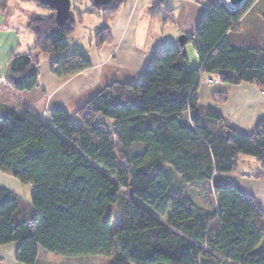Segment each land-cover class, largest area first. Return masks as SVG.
<instances>
[{
    "label": "trees",
    "instance_id": "1",
    "mask_svg": "<svg viewBox=\"0 0 264 264\" xmlns=\"http://www.w3.org/2000/svg\"><path fill=\"white\" fill-rule=\"evenodd\" d=\"M253 1L237 9L216 0L202 4L195 32L183 37L184 44L158 48L140 81L112 82L72 114L54 109L50 122H43L2 109L0 171L31 184L33 195L29 203L0 187V246L17 242L22 264H36L40 249L63 257L101 255L108 258L104 264H264V210L223 175L237 171L240 154L264 168V118L245 135L212 108L207 124L194 113L202 72L264 92V48L241 24ZM123 2L97 6L103 23L92 40L95 48L112 43L108 21ZM8 4L0 0V13ZM69 13L64 23L53 9L27 16L37 53L66 49L67 37L83 19ZM151 18L173 22L174 10L159 0ZM260 18L264 31V6ZM187 43L193 44L197 67L189 61ZM90 65L85 53L74 52L53 59L49 71L66 78ZM38 76L34 55L11 54L4 78L8 88L31 89ZM217 96L225 98L224 92ZM135 144L139 152L133 151ZM157 172L171 184L167 197L191 215L133 228L130 191H144ZM196 183L210 184L216 206L205 208L181 195Z\"/></svg>",
    "mask_w": 264,
    "mask_h": 264
},
{
    "label": "crops",
    "instance_id": "2",
    "mask_svg": "<svg viewBox=\"0 0 264 264\" xmlns=\"http://www.w3.org/2000/svg\"><path fill=\"white\" fill-rule=\"evenodd\" d=\"M27 1L30 0H24L26 4ZM158 1L124 0L119 10L108 21L112 43L100 49L92 47L87 54L91 63L88 68L66 78H57L50 73L49 67L51 61L61 55L44 56V59L36 58L39 61L37 82L33 88L21 91H14L6 86L4 78L7 65L9 57L13 53L25 52L34 55V38L27 28V19L25 20L26 26L15 23L11 25L5 21L4 13H0V112L2 109L10 108L33 119L50 122L54 109H63L72 114L97 91L112 82L133 83L140 81L154 52L163 44H168L167 42L177 38L176 36L181 37L182 34L191 36L195 32L203 11V7L198 4V1L193 3L191 0L180 1L179 13H176L175 7H170L174 10L178 28L174 34L167 37L166 24L161 26V23H157L151 18L153 7ZM164 3L167 6L168 3L166 1ZM48 13L50 12L48 11ZM101 23H103L102 19L99 18V24ZM154 31H159V35L156 36ZM196 44L197 42H195ZM30 47H32V51H30ZM209 83L198 84V98L200 88L210 94L212 99L216 92H222L233 85L222 81L214 84L213 81ZM241 85L244 86L234 89L235 97L230 104L224 108L220 106L215 109L223 116L224 124L249 135L256 124L264 118V92L253 84L242 83ZM239 95L242 97L239 98ZM6 175L0 171V187L12 191L5 183L8 180ZM223 175L228 178L231 184L243 192L251 194L264 210V198L261 197H264V194H260L263 202L260 203L254 191L256 182L253 177L238 176L237 171ZM22 198L29 203L31 201V197ZM17 247V242L1 245L0 264H22L16 259ZM62 260L66 264L75 262L81 264L80 260L83 261V264H91L92 261L90 256L63 257L40 249L36 264H63Z\"/></svg>",
    "mask_w": 264,
    "mask_h": 264
},
{
    "label": "rangeland",
    "instance_id": "3",
    "mask_svg": "<svg viewBox=\"0 0 264 264\" xmlns=\"http://www.w3.org/2000/svg\"><path fill=\"white\" fill-rule=\"evenodd\" d=\"M168 4L167 6L175 7L176 13H179L178 7H180L181 0H164ZM193 3L198 1V4H201L202 0H191ZM209 0H204V3H207ZM24 0H9V4L7 7L6 12L4 13L5 21L12 24L17 25H24L27 16L31 15H39L45 16L48 14V11L51 12V9L48 7H42L38 4L35 0L27 1L26 4ZM216 3H224L223 0H216ZM264 6V0H254L249 7V11L246 20L242 21V28L243 32L247 33V31H252L255 34V39H258L259 48H264V31L261 25L262 21L260 18V12ZM241 8V7H240ZM70 9L73 12H80L83 16L81 23H79L75 29V31L67 37V47L63 51L49 53V54H41L37 53L35 50L34 56L38 59H44V56H57L58 55H65L68 53L74 52H82L86 55L91 51L93 47V37L95 33L98 31L99 27V18H101V13L99 8L91 1V0H70ZM237 9V8H235ZM176 18V16H175ZM166 25V34L167 37L174 34L175 30H177L178 25L176 21L165 23ZM26 26V24H25ZM161 26H164L163 23ZM99 27V28H98ZM30 32V31H28ZM156 36L159 35V31H154ZM255 32V33H254ZM31 34V33H30ZM181 35V34H180ZM183 35V34H182ZM32 36V35H31ZM174 40L171 42H167L168 44L178 45L179 44V37L176 36ZM177 39V40H176ZM164 45V44H163ZM185 50L187 52L189 61L195 67L199 66V60L195 55L193 44L187 43L185 44ZM30 51H32V47H30ZM209 79L214 83H217L219 80V74L216 72H202L200 74V84L209 83ZM210 84V83H209ZM242 84V83H241ZM241 84H233L231 88L223 90L225 98L220 99L217 96L215 100L210 94L206 93L205 90L200 88L199 92V106L194 111L197 115L200 116L201 122L203 124H207L210 121V118L207 116V109L212 108L216 110L217 107L223 108L230 104L235 97L234 89L244 86ZM238 85V86H237ZM240 85V86H239ZM241 98L242 96H238ZM238 98V99H239ZM213 100V101H212ZM212 120V119H211ZM248 120V119H246ZM137 144L133 146V151L136 150L139 152L141 149L140 147L135 148ZM140 145V144H138ZM245 158V160H243ZM249 160V161H248ZM248 161V162H247ZM237 175H243L246 177H253V180L256 182L254 184L255 193L258 201L263 203L260 194H264V168H262L259 163L256 161L255 158L240 154L238 160V170ZM8 180L5 182L9 188L17 195L22 197H26L32 199L33 195V187L31 184H23L16 178L6 175ZM210 184H190L187 185L186 188H189L190 192L183 190L181 195L184 198H190L194 200L196 204L205 208H212L216 206V201L214 196L209 192ZM171 188V184H169V180L165 174L162 172H157L154 177L151 179L150 183L148 184L147 188L144 191L136 192L131 197V204H130V213L129 215V223L132 225L133 228H140V227H148L155 225L159 222H165L171 216L176 217H188L191 215L189 209L186 208L185 205L182 203L172 202L170 198L166 195V190ZM128 196V195H126ZM264 198L263 196H261ZM116 206H112V210L115 212ZM113 219V225L117 223L118 220ZM85 258V257H83ZM89 258V257H86ZM91 264H104L108 258L101 256V255H90ZM63 264H66L64 260ZM83 264V261H81ZM72 264H76L72 263Z\"/></svg>",
    "mask_w": 264,
    "mask_h": 264
},
{
    "label": "water",
    "instance_id": "4",
    "mask_svg": "<svg viewBox=\"0 0 264 264\" xmlns=\"http://www.w3.org/2000/svg\"><path fill=\"white\" fill-rule=\"evenodd\" d=\"M96 6L109 4L114 0H91ZM246 0H229L232 5L237 6L240 8L243 6ZM41 3L45 4L49 8L55 11V15L57 21L59 23H64L69 18V10H70V0H40ZM184 35H181L179 38V43L182 45L184 44ZM132 193L130 191V196L132 197Z\"/></svg>",
    "mask_w": 264,
    "mask_h": 264
},
{
    "label": "bare ground",
    "instance_id": "5",
    "mask_svg": "<svg viewBox=\"0 0 264 264\" xmlns=\"http://www.w3.org/2000/svg\"><path fill=\"white\" fill-rule=\"evenodd\" d=\"M223 2H224V4H225L228 8H230V9H235V8H237V6L232 5V4L229 2V0H223Z\"/></svg>",
    "mask_w": 264,
    "mask_h": 264
},
{
    "label": "built area",
    "instance_id": "6",
    "mask_svg": "<svg viewBox=\"0 0 264 264\" xmlns=\"http://www.w3.org/2000/svg\"><path fill=\"white\" fill-rule=\"evenodd\" d=\"M201 3L203 4L204 3V0H202ZM2 27L4 28L5 26L3 25ZM209 82H211V80H209Z\"/></svg>",
    "mask_w": 264,
    "mask_h": 264
}]
</instances>
